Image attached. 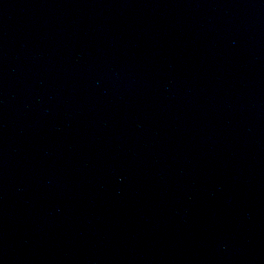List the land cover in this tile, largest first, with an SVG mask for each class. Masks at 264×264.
<instances>
[{"label": "water", "instance_id": "1", "mask_svg": "<svg viewBox=\"0 0 264 264\" xmlns=\"http://www.w3.org/2000/svg\"><path fill=\"white\" fill-rule=\"evenodd\" d=\"M0 264H264V0H0Z\"/></svg>", "mask_w": 264, "mask_h": 264}]
</instances>
